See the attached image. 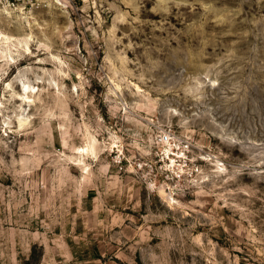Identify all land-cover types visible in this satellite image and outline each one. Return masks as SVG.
Here are the masks:
<instances>
[{"label":"rangeland","instance_id":"1","mask_svg":"<svg viewBox=\"0 0 264 264\" xmlns=\"http://www.w3.org/2000/svg\"><path fill=\"white\" fill-rule=\"evenodd\" d=\"M35 2L0 14V264H264V0Z\"/></svg>","mask_w":264,"mask_h":264},{"label":"built area","instance_id":"2","mask_svg":"<svg viewBox=\"0 0 264 264\" xmlns=\"http://www.w3.org/2000/svg\"><path fill=\"white\" fill-rule=\"evenodd\" d=\"M35 1L36 0H0V14L10 17H20V15H24L29 8L34 9L36 6ZM175 149L177 150L176 152H174V149L167 148L164 157L167 161V175L171 176V169L172 171L175 170V178L178 179L182 177V172L188 165L187 154L189 147L186 146V148L182 150L180 147Z\"/></svg>","mask_w":264,"mask_h":264},{"label":"trees","instance_id":"3","mask_svg":"<svg viewBox=\"0 0 264 264\" xmlns=\"http://www.w3.org/2000/svg\"><path fill=\"white\" fill-rule=\"evenodd\" d=\"M40 259L41 257L36 256V247L33 248V252L30 256V258L28 259V261L25 262V264H39L40 263Z\"/></svg>","mask_w":264,"mask_h":264},{"label":"bare ground","instance_id":"4","mask_svg":"<svg viewBox=\"0 0 264 264\" xmlns=\"http://www.w3.org/2000/svg\"><path fill=\"white\" fill-rule=\"evenodd\" d=\"M26 39H30V35H26ZM16 39H14V38H10V37H7V36H5L4 35V38H3V44H10L11 43V41H15ZM26 47H27V50H29V45H28V42H26ZM28 91V90H27ZM26 91V92H27ZM26 92H24V93H26ZM30 93H32V92H30ZM27 94H29V93H27ZM22 101H23V99H22ZM25 102V101H24ZM31 102V101H30ZM29 103V102H28ZM22 125V124H21ZM173 201H174V198H173Z\"/></svg>","mask_w":264,"mask_h":264}]
</instances>
